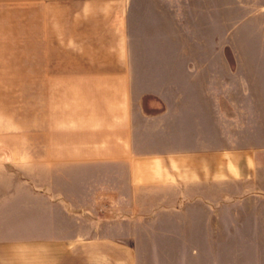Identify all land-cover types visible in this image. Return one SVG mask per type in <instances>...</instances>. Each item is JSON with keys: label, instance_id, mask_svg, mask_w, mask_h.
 <instances>
[{"label": "crops", "instance_id": "obj_1", "mask_svg": "<svg viewBox=\"0 0 264 264\" xmlns=\"http://www.w3.org/2000/svg\"><path fill=\"white\" fill-rule=\"evenodd\" d=\"M208 6L0 0V264H264V28L219 77Z\"/></svg>", "mask_w": 264, "mask_h": 264}, {"label": "rangeland", "instance_id": "obj_2", "mask_svg": "<svg viewBox=\"0 0 264 264\" xmlns=\"http://www.w3.org/2000/svg\"><path fill=\"white\" fill-rule=\"evenodd\" d=\"M192 11V8L182 9L185 47L207 46L209 40L210 46L215 45L217 49V75L229 77L227 44L237 43L240 34L248 35L264 28V18L255 15L264 13V0H212L207 19L206 15L196 17ZM219 141L210 132L195 135L189 143L195 147L218 145Z\"/></svg>", "mask_w": 264, "mask_h": 264}]
</instances>
